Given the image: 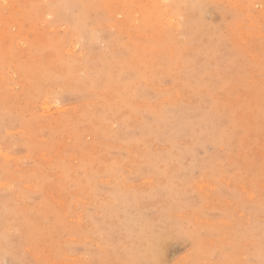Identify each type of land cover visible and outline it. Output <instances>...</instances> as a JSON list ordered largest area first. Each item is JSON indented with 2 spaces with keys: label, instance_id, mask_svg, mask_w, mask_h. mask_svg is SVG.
<instances>
[{
  "label": "rangeland",
  "instance_id": "rangeland-1",
  "mask_svg": "<svg viewBox=\"0 0 264 264\" xmlns=\"http://www.w3.org/2000/svg\"><path fill=\"white\" fill-rule=\"evenodd\" d=\"M0 264H264V0H0Z\"/></svg>",
  "mask_w": 264,
  "mask_h": 264
},
{
  "label": "bare ground",
  "instance_id": "bare-ground-1",
  "mask_svg": "<svg viewBox=\"0 0 264 264\" xmlns=\"http://www.w3.org/2000/svg\"><path fill=\"white\" fill-rule=\"evenodd\" d=\"M47 17V16H46ZM58 110V109H57ZM52 111V110H51ZM87 138V137H86ZM85 189V188H84Z\"/></svg>",
  "mask_w": 264,
  "mask_h": 264
}]
</instances>
